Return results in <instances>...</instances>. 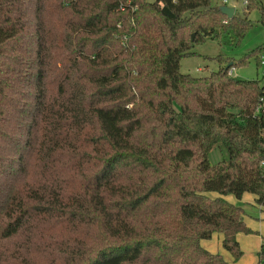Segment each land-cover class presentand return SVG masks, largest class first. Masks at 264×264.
Returning a JSON list of instances; mask_svg holds the SVG:
<instances>
[{
    "label": "trees",
    "instance_id": "1",
    "mask_svg": "<svg viewBox=\"0 0 264 264\" xmlns=\"http://www.w3.org/2000/svg\"><path fill=\"white\" fill-rule=\"evenodd\" d=\"M246 1L0 0V264H229L215 232L242 257L226 197L264 210V84L180 62L264 24Z\"/></svg>",
    "mask_w": 264,
    "mask_h": 264
},
{
    "label": "rangeland",
    "instance_id": "2",
    "mask_svg": "<svg viewBox=\"0 0 264 264\" xmlns=\"http://www.w3.org/2000/svg\"><path fill=\"white\" fill-rule=\"evenodd\" d=\"M213 5H225V0H211ZM246 0H228V6H234L236 15L243 16L245 12ZM262 1L264 5V0ZM261 10L256 7L249 14V19L253 25L249 28L246 36L241 42L235 43L228 34H223L218 39H205L204 41L195 43L193 54L183 57L180 62V70L182 73H189L193 76H209L212 72L218 71L225 64H221L217 56L221 55L226 60L239 61L247 58V62L232 69L233 76L239 79H261L264 84V24L261 22ZM261 49L259 59L249 56L255 49ZM221 154V153H220ZM218 161L222 158L219 153H213L212 159ZM211 196L218 195L217 192H210ZM232 201L240 205L244 209L245 222L250 233H240L238 240L243 250V255L239 260H235L233 254L225 249L222 245V235L215 232L209 239L202 240L211 253L220 254L229 264H259L258 251L262 237H264V212L258 207L252 193H245L241 199H237L234 195H228ZM227 198V197H226Z\"/></svg>",
    "mask_w": 264,
    "mask_h": 264
},
{
    "label": "water",
    "instance_id": "3",
    "mask_svg": "<svg viewBox=\"0 0 264 264\" xmlns=\"http://www.w3.org/2000/svg\"><path fill=\"white\" fill-rule=\"evenodd\" d=\"M219 9L228 17L233 18L236 12V9L234 6H228L227 4L222 5L219 7ZM194 36V34H193Z\"/></svg>",
    "mask_w": 264,
    "mask_h": 264
},
{
    "label": "crops",
    "instance_id": "4",
    "mask_svg": "<svg viewBox=\"0 0 264 264\" xmlns=\"http://www.w3.org/2000/svg\"><path fill=\"white\" fill-rule=\"evenodd\" d=\"M227 199L229 200V201H232L231 199H230V197L229 196H227ZM254 200H255V196H254ZM257 204V203H256ZM258 205V204H257ZM258 207L264 212V210L258 205ZM239 236V235H238ZM263 239H264V237H262V241H263ZM262 241H261V243H262ZM202 243V245L203 246H205V247H207L205 244H203V242H201ZM261 243H260V246H261ZM259 250H260V247H259Z\"/></svg>",
    "mask_w": 264,
    "mask_h": 264
},
{
    "label": "built area",
    "instance_id": "5",
    "mask_svg": "<svg viewBox=\"0 0 264 264\" xmlns=\"http://www.w3.org/2000/svg\"><path fill=\"white\" fill-rule=\"evenodd\" d=\"M227 2H228V0H225V3L224 4H227ZM247 1H245V3H246ZM231 73H232V70H231ZM264 100V99H263Z\"/></svg>",
    "mask_w": 264,
    "mask_h": 264
}]
</instances>
